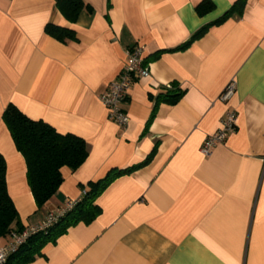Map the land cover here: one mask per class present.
I'll return each instance as SVG.
<instances>
[{
    "label": "crops",
    "instance_id": "1",
    "mask_svg": "<svg viewBox=\"0 0 264 264\" xmlns=\"http://www.w3.org/2000/svg\"><path fill=\"white\" fill-rule=\"evenodd\" d=\"M83 1L90 10L72 23L56 0H0V153L20 224L110 179L91 220L69 225L23 264H264V0H240L241 14L217 24L239 0H211L203 15L201 0ZM48 25L74 37L63 41ZM135 44L149 75L127 90L120 128L99 96ZM231 82L234 93L220 100ZM167 84L175 102L159 96ZM10 103L88 147L40 208L2 120ZM228 110L236 128L202 154Z\"/></svg>",
    "mask_w": 264,
    "mask_h": 264
},
{
    "label": "trees",
    "instance_id": "2",
    "mask_svg": "<svg viewBox=\"0 0 264 264\" xmlns=\"http://www.w3.org/2000/svg\"><path fill=\"white\" fill-rule=\"evenodd\" d=\"M56 6L65 19L72 23L77 21L82 11L90 10L89 5L83 0H56ZM213 8L214 4L211 0H201L195 6L199 15L211 11ZM242 8L243 1L239 0L214 23L222 22L235 12L241 14ZM203 29H199L197 33ZM47 32L63 41L74 37V32L66 27L48 25ZM170 85V88L164 87L159 96H167L169 102H175L179 92L172 84ZM2 120L10 132L17 151L25 159L27 181L35 203L40 208L49 201L62 183V169L66 167L76 170L87 159V144L83 138L73 133H60L41 119L29 118L12 103L5 107ZM109 180L105 178L98 182H90V189L82 192L79 201L72 210L46 231L30 235L17 251L8 256L4 264H23L32 260L47 242H53L69 225L79 220H91L99 210L95 203L97 195ZM23 228L7 191L6 162L0 153V240L9 238L12 231H20Z\"/></svg>",
    "mask_w": 264,
    "mask_h": 264
},
{
    "label": "built area",
    "instance_id": "3",
    "mask_svg": "<svg viewBox=\"0 0 264 264\" xmlns=\"http://www.w3.org/2000/svg\"><path fill=\"white\" fill-rule=\"evenodd\" d=\"M143 53L144 47L141 44H135L127 48L125 50V62L121 71L99 96L101 103L107 109L108 118L115 122L120 128L125 127L129 121L128 114L121 107L127 90L130 88L133 81L149 75V67L145 62ZM165 87L170 88L171 85L167 84ZM234 90V82L229 83L220 94L219 99L227 101L234 93ZM236 119L237 115L235 110L226 111L221 122V127L214 133L205 137L200 146V152L204 155H208L216 144L223 142L227 134L236 128ZM79 199L80 197L68 199L60 207L47 211L39 222L24 226L20 231H12L9 234V239L4 244L0 245V264H4L8 256L17 251L30 235L46 231L68 211L72 210Z\"/></svg>",
    "mask_w": 264,
    "mask_h": 264
}]
</instances>
